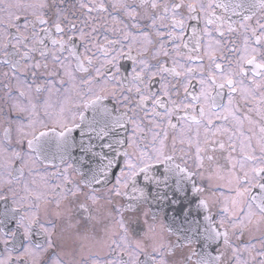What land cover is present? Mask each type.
<instances>
[{
    "label": "snow or ice",
    "instance_id": "1",
    "mask_svg": "<svg viewBox=\"0 0 264 264\" xmlns=\"http://www.w3.org/2000/svg\"><path fill=\"white\" fill-rule=\"evenodd\" d=\"M0 264H264V0H0Z\"/></svg>",
    "mask_w": 264,
    "mask_h": 264
}]
</instances>
